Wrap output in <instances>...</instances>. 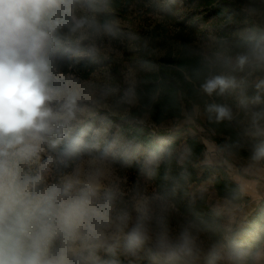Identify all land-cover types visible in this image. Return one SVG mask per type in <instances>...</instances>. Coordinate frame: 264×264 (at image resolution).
Here are the masks:
<instances>
[{"label": "clouds", "instance_id": "9594fccd", "mask_svg": "<svg viewBox=\"0 0 264 264\" xmlns=\"http://www.w3.org/2000/svg\"><path fill=\"white\" fill-rule=\"evenodd\" d=\"M111 4L0 0V264H122L120 256L128 264H264V241L245 246L241 236L256 234L242 232L236 220L264 164V7L245 8L253 35L224 61L231 71L200 84L208 96L238 91V107L258 142L248 166L234 177L236 188L212 207L215 217L227 218L189 215L174 230L180 182L152 193L139 184L126 188L114 164H127L132 146L113 139L102 148V130L87 140L83 128L77 131L108 93L63 72L62 53L94 59L103 53L101 41L119 39V22L103 18ZM136 99L129 87L122 102ZM206 113L216 123L237 119L226 103L209 104ZM171 156L154 152L145 173L153 175ZM191 156L185 147L177 163L184 166ZM203 163L214 161L209 155Z\"/></svg>", "mask_w": 264, "mask_h": 264}, {"label": "trees", "instance_id": "16d2710c", "mask_svg": "<svg viewBox=\"0 0 264 264\" xmlns=\"http://www.w3.org/2000/svg\"><path fill=\"white\" fill-rule=\"evenodd\" d=\"M133 2L134 0H112L110 10L103 14V18L112 19L124 14ZM245 2L264 7V0H198L197 4L198 8L199 6L204 9L212 7L220 10L221 13L231 4L230 9L234 8L235 12L245 13L242 7ZM177 9L178 3L174 2L171 7L164 9V17L161 21L143 32V38L136 52L139 54L138 79L135 85L138 102L136 105H130V113L123 117L129 119L136 143L148 146L155 152L161 151V145L155 137L156 134L169 132L178 134L185 126L168 130L158 128L160 123L171 118L183 117L186 106L193 107L199 104L206 112L207 105L223 103V97L215 94L208 96L200 91V84L210 75L220 74L221 67L200 49L197 43L198 21L192 19L191 16L177 14ZM62 55L64 61L61 70L80 79L88 77L99 66L116 62L115 58L103 53L94 59L78 60L69 59L66 53ZM248 93L251 94V90ZM145 114L150 116V120L140 119ZM203 125L209 129L211 136L218 140L227 157L230 152L242 156L250 155L253 146L245 139L243 132L234 121L216 123L214 120L210 121L207 116ZM94 127L93 121V124L87 123L79 126L77 131L83 128L88 133L87 140L92 136ZM187 142L192 156L190 162L184 166L177 163L178 139H175L165 150L172 154L171 161L161 162L153 175L148 176L145 173V163H140L137 170H134L138 184L148 193L161 191L171 186L174 181L180 182L181 188L175 197L177 210L171 218V226L174 230H178L184 217L189 215H196L204 221L226 219V216H214L213 204L208 200L206 193L193 200L189 198L192 182L204 180L216 173L214 187L221 197L229 196L236 188L235 180L224 164L213 163L211 166L203 164L204 169L199 173L198 166L203 158L206 145L198 135L188 137ZM185 170L186 179L184 178ZM247 198L248 196H245L243 200ZM192 201L195 203L190 208ZM237 223L242 232L249 230L255 232V238H249L247 235L241 236V241L245 246L255 248L261 241H264V204L255 207ZM120 259L122 264H128L124 256H120Z\"/></svg>", "mask_w": 264, "mask_h": 264}, {"label": "rangeland", "instance_id": "374dc122", "mask_svg": "<svg viewBox=\"0 0 264 264\" xmlns=\"http://www.w3.org/2000/svg\"><path fill=\"white\" fill-rule=\"evenodd\" d=\"M174 2L178 3L177 14L191 16L192 19L198 21L197 43L205 55L221 67L220 74L231 71V65L226 64L224 61L228 57L234 58L238 52L242 51L248 38L253 35V29L251 24L247 22L246 14L235 12L234 8L230 9L231 4L221 13L220 10L212 7L204 9L199 6L198 8V0H134L124 14L112 18L119 22L121 36L118 40L109 41L105 39L101 41V46L103 54L112 56L116 62L99 66L86 78L80 79L73 74L71 75L84 82L92 83L101 90H107L108 94L102 98L100 105L94 109L92 117L80 126L87 123L93 124L94 121L95 127L92 130V135L96 130L103 131L102 148L113 139H119L132 146L133 151L128 157V163L125 164L123 160H117L114 164L115 173L126 188L138 184L137 176L135 177L136 171L134 170H137L140 163L146 165L155 151L148 146L136 143L129 119L123 118L130 113V105L122 102V97L126 89L129 87L135 88L138 79L139 66L137 60L139 54L136 52L143 38V32L161 21L164 17V9L171 7ZM249 5L253 4L245 2L242 7L245 10ZM236 74L239 75V73ZM250 90L251 94L248 93ZM254 92L255 89L252 86V81H250L247 93L252 95ZM238 96V91H230L223 96V103L233 108L237 114L234 123L243 132L245 139L253 146L258 142V139L249 134V123L243 111L238 107ZM137 102L136 99V102L131 105H136ZM184 113L181 118H171L157 126L158 128L171 130L185 125L184 129L178 134L170 132L156 134L155 137L161 145V151H165L171 141L178 139L177 150L180 154L185 147L189 148L188 137L200 135V133L206 136L211 135L209 129L202 125V117L206 114L204 108L201 112L199 105L186 106ZM189 116H191V122L188 120ZM140 119L150 120V116L145 114ZM230 156V160L236 169V164L240 166L241 171L248 166L250 155L242 156L230 152ZM203 164L201 159L198 166L199 173L204 169ZM215 176L216 173L204 180L192 182L189 198L193 200L197 196L206 193L208 200L213 205L224 198L218 194L217 189L214 187ZM254 176L261 180L259 186H257V192L242 201L244 207L242 212L236 214V220L243 217L254 206L264 204V164L258 166ZM141 264H147V262L143 261Z\"/></svg>", "mask_w": 264, "mask_h": 264}, {"label": "crops", "instance_id": "0c3cea01", "mask_svg": "<svg viewBox=\"0 0 264 264\" xmlns=\"http://www.w3.org/2000/svg\"><path fill=\"white\" fill-rule=\"evenodd\" d=\"M195 105H199V104H195ZM201 107V112H203V107L201 105H199ZM185 114V113H184ZM206 117L207 115H203L202 120L206 121ZM203 125V124H202ZM205 127V126H204ZM205 143L206 145V149L203 155L202 160L204 161L206 156H211L214 163L215 164H222V161H228V165L227 168L231 174V176L234 178L236 175L241 174L243 171H241V168L238 164H236L237 169L233 166V162H231V156L230 153L228 155V157L225 155V150L220 151L222 148L218 142L217 139L213 138L211 135L210 136H206L200 133V135H198ZM211 150V151H210ZM235 165V164H234ZM255 179V183L251 186V191L253 193V195L257 192V186H259V182H261L260 178H257L254 176ZM256 206H254L253 208H251L247 213H249L251 210H253ZM247 213L244 215L246 216ZM243 216V217H244ZM243 217H240L237 221H241Z\"/></svg>", "mask_w": 264, "mask_h": 264}]
</instances>
